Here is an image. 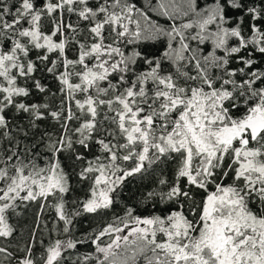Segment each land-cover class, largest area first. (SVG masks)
<instances>
[{
	"label": "trees",
	"instance_id": "obj_1",
	"mask_svg": "<svg viewBox=\"0 0 264 264\" xmlns=\"http://www.w3.org/2000/svg\"><path fill=\"white\" fill-rule=\"evenodd\" d=\"M258 108L264 0H0V264H264Z\"/></svg>",
	"mask_w": 264,
	"mask_h": 264
},
{
	"label": "rangeland",
	"instance_id": "obj_2",
	"mask_svg": "<svg viewBox=\"0 0 264 264\" xmlns=\"http://www.w3.org/2000/svg\"><path fill=\"white\" fill-rule=\"evenodd\" d=\"M264 126V109H255V111L238 125L221 128L217 132V137L223 144L229 145L236 137H240L243 133L249 134L254 137L257 132ZM105 193L99 192L98 200L90 204V208L95 207L103 201ZM235 203L230 201L225 192L217 195L210 196L205 204V211L210 215L214 209L224 205H231ZM223 221H216L211 224V243L214 253L220 256L222 261L229 263L233 258L234 249L231 248L232 240L223 232ZM231 248V249H230Z\"/></svg>",
	"mask_w": 264,
	"mask_h": 264
}]
</instances>
